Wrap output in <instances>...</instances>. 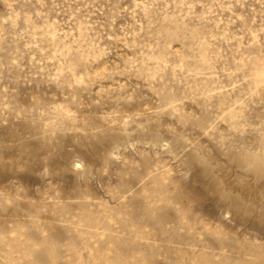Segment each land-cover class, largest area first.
Masks as SVG:
<instances>
[{
  "label": "rangeland",
  "instance_id": "obj_1",
  "mask_svg": "<svg viewBox=\"0 0 264 264\" xmlns=\"http://www.w3.org/2000/svg\"><path fill=\"white\" fill-rule=\"evenodd\" d=\"M114 48L138 58L158 87L176 80L182 89L202 92L209 135L224 143L231 136V142L253 152L264 148V6L257 0L243 6L231 0H0V91L20 93L21 102L33 80L63 73L66 64L73 66V57H83V64L100 51L111 56ZM237 64L243 69L239 80L232 76ZM249 92L255 94L245 99ZM65 112L71 115L72 109ZM107 118L109 151L118 150L123 158L117 168L124 161L138 165L143 183L130 196L114 188L110 197L115 199L85 194L84 203L65 205V220L57 229L65 238L51 239L48 264H141L149 248L164 249L160 264H264V232L237 229L231 246L222 248L203 235L197 244L187 230H174L195 225L175 212L167 195L175 176L171 137L138 128L145 119L139 110H109ZM7 126L32 133L23 147L4 153L6 161L24 162L26 171L62 166L64 141L83 135L42 136L23 112L19 118L12 113ZM51 183L44 184L41 199ZM173 218L168 227L165 222ZM12 228L39 246L35 229L23 217L0 220V230Z\"/></svg>",
  "mask_w": 264,
  "mask_h": 264
},
{
  "label": "clouds",
  "instance_id": "obj_2",
  "mask_svg": "<svg viewBox=\"0 0 264 264\" xmlns=\"http://www.w3.org/2000/svg\"><path fill=\"white\" fill-rule=\"evenodd\" d=\"M231 2L243 6L247 0ZM257 2L264 6V0ZM121 53L114 48L111 54L119 62L104 51L83 64V57H73L69 62L73 66L66 64L63 73L33 80L22 102L20 93L0 91V220L15 222L23 217L35 229L39 242L37 246L26 240L18 228L0 230L3 264H48L51 239L65 238L62 229L57 231L65 220V205L84 203L85 194L115 199L110 197L114 188L130 196L141 187L144 176L139 166L124 161L118 169L123 158L118 150L109 151V110H139L145 119L138 128L152 136L171 137L175 176L167 195L175 212L195 225H175L174 230H187L197 244L203 235L205 242L222 248L231 246L230 237L237 229L264 232V148L253 152L231 142V136H225L228 143H224L215 134L209 135L208 102L202 92L182 89L176 80L160 88L138 58ZM238 73H243L239 64L232 73L239 80ZM227 82L231 83L230 77ZM254 94L249 92L245 99ZM69 108L71 115L65 112ZM21 112L32 116L42 136L83 132L64 141L67 158L62 166L26 171L24 162L4 159L6 150L23 147L33 139L27 128L7 126L8 117L16 113L19 118ZM51 181L49 194L41 199V189ZM121 207L127 209L128 204L121 202ZM173 223L174 218L165 222L168 227ZM162 253V248H149L141 264H160Z\"/></svg>",
  "mask_w": 264,
  "mask_h": 264
}]
</instances>
